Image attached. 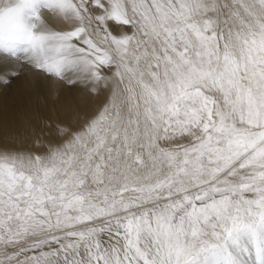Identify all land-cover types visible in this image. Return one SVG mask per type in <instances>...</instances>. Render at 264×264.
Instances as JSON below:
<instances>
[{
  "label": "snow or ice",
  "instance_id": "obj_1",
  "mask_svg": "<svg viewBox=\"0 0 264 264\" xmlns=\"http://www.w3.org/2000/svg\"><path fill=\"white\" fill-rule=\"evenodd\" d=\"M67 89L0 142V264H264V0H0V87Z\"/></svg>",
  "mask_w": 264,
  "mask_h": 264
},
{
  "label": "bare ground",
  "instance_id": "obj_2",
  "mask_svg": "<svg viewBox=\"0 0 264 264\" xmlns=\"http://www.w3.org/2000/svg\"><path fill=\"white\" fill-rule=\"evenodd\" d=\"M76 92L67 89L57 93H44L40 97L27 91L23 81H15L7 88L0 87V142L12 141L22 134L21 117L40 106L52 119L65 118L70 110L80 105Z\"/></svg>",
  "mask_w": 264,
  "mask_h": 264
},
{
  "label": "rangeland",
  "instance_id": "obj_3",
  "mask_svg": "<svg viewBox=\"0 0 264 264\" xmlns=\"http://www.w3.org/2000/svg\"><path fill=\"white\" fill-rule=\"evenodd\" d=\"M1 88H4V87H1Z\"/></svg>",
  "mask_w": 264,
  "mask_h": 264
}]
</instances>
